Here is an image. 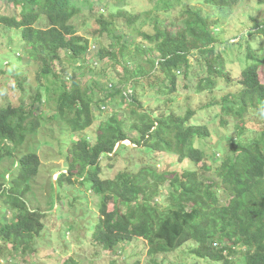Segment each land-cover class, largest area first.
I'll return each instance as SVG.
<instances>
[{
	"label": "trees",
	"instance_id": "obj_1",
	"mask_svg": "<svg viewBox=\"0 0 264 264\" xmlns=\"http://www.w3.org/2000/svg\"><path fill=\"white\" fill-rule=\"evenodd\" d=\"M0 1L13 6L9 13L0 10V26L19 29L30 58L42 63V73L55 78L59 76L51 66L61 52L74 62L87 60L88 39L78 33L73 19L97 12L98 29L93 36L105 34L113 39L108 47H99L96 58L115 61L123 79L108 84L104 99H95L93 89L81 84L82 73L72 72L60 79L62 89L52 116L62 127L57 139L62 144L60 152L66 154V172L50 183L57 188L64 182L78 187L87 183L88 191L100 197L89 240L94 247L113 251L142 238L152 258L192 241L184 248L186 258H193L189 264L198 260L264 264V55L247 39L255 33L264 35V22L252 19L253 28L239 35L235 44L240 53L236 62L227 64L229 50L219 46L230 39L222 35L220 17H215V11L223 14L242 0ZM259 3L264 6V0ZM136 6L143 7V13ZM119 19L130 33L117 29ZM175 25L180 29L174 32ZM145 89L155 96L188 91L205 95L207 102L201 108L217 107L213 120L234 134L210 144L208 123L192 121L195 109L188 107L178 114L168 107L167 113L155 115L143 109ZM116 97L132 107L130 123L114 111L98 124L93 142L79 137L77 133L93 123V111L109 107ZM36 102L42 103L40 92L32 104ZM166 102L173 106L177 100ZM25 105L0 107V162L14 156L27 134L39 127L37 108ZM249 132L251 136L246 137ZM126 140L141 146L139 151H167L179 161L200 165L180 174L179 185L170 181L166 194L162 191L165 172L162 176L150 166L138 171L125 168L109 177L105 163L129 148L122 143L116 149ZM223 141L228 144L226 151ZM40 166L39 155L32 150L19 155L9 180L0 175V257L25 259L44 228L46 213L25 198ZM192 178L198 182L195 187L187 184ZM164 195L166 204L160 202ZM132 258L122 264H139V259Z\"/></svg>",
	"mask_w": 264,
	"mask_h": 264
},
{
	"label": "rangeland",
	"instance_id": "obj_2",
	"mask_svg": "<svg viewBox=\"0 0 264 264\" xmlns=\"http://www.w3.org/2000/svg\"><path fill=\"white\" fill-rule=\"evenodd\" d=\"M259 1L242 0L239 5L227 9L225 13L219 15L215 11V17H220L222 35L228 40L230 39L228 44L224 43L219 46L229 50L225 54L227 64L236 62L235 59L240 54L235 47L239 35L245 33L249 27L253 28L254 20L264 22V6ZM8 6L9 8L0 1V10L8 11L7 13L13 11V6L11 4ZM97 8L95 6L94 11ZM135 9L142 13L144 11H141L144 9L143 7L136 6ZM99 12L102 13L105 10L99 9ZM86 15H81L73 19L72 22L79 26L78 33L88 39L87 60L85 59L84 64L74 62L65 52H61V58L51 66L52 71L57 73L59 78H55L52 73H42V63L30 58L27 49L22 44L19 29L0 26V107L8 104L17 105L22 102L26 104V108H30L32 105L37 108L35 116L39 123L38 129L27 134L24 143L15 149L14 156L5 157L1 160L0 175H4V178L9 180L15 172L16 160L19 155L32 150L36 151L41 160V166L38 175L30 181L29 192L25 198L32 206L46 213V217L43 219L44 228L40 236L34 241L33 252L28 254L25 259H21L19 255L1 256L0 264H65L70 261H76L78 264H111V262L122 264L132 257V260L139 259V264H189V262H193V258H186L184 248L191 245L192 241H188L173 252L158 254L152 258L148 255L146 241L142 238H135L130 242L122 243L113 251L94 247L89 240L92 223L98 216L100 197L88 191L87 183H84L85 186L78 187L76 184L64 182L58 188L55 184L51 185L50 183L51 179H57L60 172H66V154L60 152V150L62 151V144L57 139L61 136L62 127L54 117L52 118L56 112L57 96L62 89L60 79H66V76L74 71L78 74L82 73L83 78L80 82L82 85H88L93 89L95 99L98 97L104 99L108 84H114L120 78L123 79V71L115 61L108 58L97 60L99 47H108L113 39L110 35L105 34L95 38L93 34L98 26L95 23L94 15H97V12L89 11ZM117 22V29L126 33L131 32L121 19ZM178 29L180 26L175 25L172 31L175 32ZM234 35H238L237 38ZM133 37L135 38V36ZM247 39L253 49L264 55V35L255 33L253 36H247ZM79 77L80 75H78ZM37 92L42 95V103L32 104ZM174 97L177 102L173 106H171L172 103L167 104V99L170 98L173 101ZM120 100L116 97L108 103L109 107L101 106L99 110H94L93 123L77 135L81 138L86 137L90 142H93L98 124L114 111H117L126 123H130L129 112L132 107L120 102ZM141 102L143 109L153 112L155 115L167 113L168 107L173 108V111L178 114H183L188 107L195 109L196 112L192 121L208 123L211 131L210 144H215L220 137L234 134L231 128L223 129L218 126L216 118L213 120L218 112L217 107L201 108L207 102L205 95H195L188 91L187 93H174L170 97L155 96L150 90L145 89ZM129 135L135 136L131 133ZM248 136H251L250 132L246 134V137ZM124 143L129 148L123 151L118 159L105 163L107 164L105 168L107 175L113 177L118 171L125 168L138 171L142 166H150L161 171L162 176L165 172L164 177H167V181L162 190L164 194L169 189L168 183L170 181L179 185L180 174L185 170H194L200 165L187 160L179 161L178 156L174 153L158 150L139 151L141 146L138 148L129 140ZM221 145L226 151L227 142L223 141ZM204 148L208 154V146ZM221 155L223 156V153ZM197 183L196 179L192 178L188 180L187 184L195 187ZM219 194H223V192H219ZM160 202L162 204L167 203L166 195ZM1 207L0 204V212H2ZM109 208L112 206L110 205ZM85 230L87 233L84 232ZM198 261V264H210L205 260Z\"/></svg>",
	"mask_w": 264,
	"mask_h": 264
},
{
	"label": "water",
	"instance_id": "obj_3",
	"mask_svg": "<svg viewBox=\"0 0 264 264\" xmlns=\"http://www.w3.org/2000/svg\"><path fill=\"white\" fill-rule=\"evenodd\" d=\"M122 143H124V141L119 142V143L117 144L116 149H117V148L119 147V145L122 144Z\"/></svg>",
	"mask_w": 264,
	"mask_h": 264
}]
</instances>
